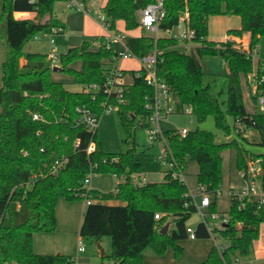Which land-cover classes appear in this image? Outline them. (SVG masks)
<instances>
[{"label":"trees","instance_id":"1","mask_svg":"<svg viewBox=\"0 0 264 264\" xmlns=\"http://www.w3.org/2000/svg\"><path fill=\"white\" fill-rule=\"evenodd\" d=\"M63 0H4L0 19V36L7 45L0 87V264H77L62 254L38 255L34 251L36 234H53L57 230V204L61 198L83 199L87 205L80 227L84 240L100 242L111 239L116 264H144V253L151 249L164 256L172 246L176 257L182 253L180 242L188 240L187 226L196 214L186 183L166 173L160 183H143L142 173L151 162L145 152L138 153L137 129L148 128L150 111L147 100L153 90L145 83L144 74L136 70L127 75L126 103L118 113L132 149L109 154L98 141L97 132L77 126V109L87 107L99 118L103 104L109 102L103 92L92 94L69 91L64 82L53 80L56 73L71 78L77 87L103 86L114 63V49L94 48L84 41L81 48L69 49L55 65L49 55L29 53L26 46L52 28L65 26L54 16V4ZM154 0H106L104 14L110 29L126 33L139 31V11ZM167 17L162 30L176 28L187 16L188 27L195 31L193 50L178 48L179 42L162 37L157 40L140 33L128 35L125 44L137 57L157 52V75L177 97V111L190 109L199 124L212 118L225 138L220 142L210 131L196 129L185 137L178 130L164 132L173 159L183 173L188 164L198 165V185L213 197L210 212L218 213L216 192L224 184V153H235L236 168L247 173L250 166L262 174L257 177L264 189V153L246 146L264 148V114L251 112L245 104V91L257 105L264 91L260 77L264 62L254 60V50L264 45V0H165ZM15 13H31L34 20H17ZM237 16L241 28L228 31V40L209 41V19ZM232 36L247 40V46ZM220 57L226 64L228 85L214 91L215 79L204 69L202 60ZM80 63L81 69L76 65ZM54 68H57L55 71ZM254 81V88L251 85ZM38 115L39 119L34 120ZM94 145L93 152H88ZM106 161V162H105ZM110 173L121 179L115 192L108 194L88 189L90 175ZM138 178V182L135 178ZM109 202H119L109 205ZM232 200L229 223L219 231L227 242L221 254L212 247L201 264H250L255 261L257 243L264 225V207ZM160 219L156 220L155 216ZM169 225L167 233L162 230ZM198 240L211 239L203 223L196 224ZM258 264H264L259 262Z\"/></svg>","mask_w":264,"mask_h":264},{"label":"rangeland","instance_id":"2","mask_svg":"<svg viewBox=\"0 0 264 264\" xmlns=\"http://www.w3.org/2000/svg\"><path fill=\"white\" fill-rule=\"evenodd\" d=\"M78 1V0H75ZM70 0L57 1L54 4V16L65 25L64 34H55L52 36L50 30H45L40 34L42 37L41 41L32 40L26 47L25 51H28L31 47L42 48L41 52L45 54L51 53V49L48 46L50 39H53L54 51L56 56L65 54L69 49H79L84 41H90L92 35L99 34V28L93 24V19L97 13V7H92V11L88 15H84L81 12L69 9L67 3ZM89 2V0H88ZM2 11L0 13V19ZM30 20L35 19V15L29 18ZM228 19H237L235 17H211L210 18V31L214 40H218L222 36L225 24ZM122 30V28H121ZM148 35V34H146ZM161 36H166L162 35ZM219 36V37H218ZM241 42L244 40L238 37L232 36ZM240 42V43H241ZM0 43L3 48V52H7V45L5 39L0 36ZM191 50L194 49L192 44H189ZM118 48H121L118 45ZM254 60L257 64L258 61L264 62V45L261 43L255 53ZM205 71L211 75L210 80L215 79L214 91L220 90L222 87L228 85L229 71L226 64L223 66L224 61L220 57H206L202 60ZM58 63H55L57 65ZM123 69L126 70H137L139 68L138 62L135 59L126 60L120 63ZM226 66V68H225ZM81 64L78 63L76 68L81 69ZM224 67V68H223ZM3 65L0 61V86L2 85ZM53 80L64 82L66 88L69 91L79 90V87L71 83V78L63 73H56ZM251 85L254 87V81L251 79ZM173 100L178 102L177 97L173 95ZM245 104L249 111L262 113L258 105H254L250 99V94L245 91ZM162 132L170 130H181L187 129L188 131H194L196 129L206 130L213 132L218 141L227 142L236 135L233 133L230 138H225L222 133L215 127L212 118H209L206 122L199 124L193 115L186 114L184 112H176L169 116L161 123ZM98 141L101 143L103 150L109 154L126 153L132 149V144L126 143V133L120 121L119 113L112 112L110 114H103L100 118L99 128L97 131ZM135 143L137 145V152H145L151 162L146 164L143 168L141 175L143 183H160L163 181V172L167 170V167L162 165L158 160V157L162 152L167 150V144L165 141H154L151 142L149 138L148 128H141L136 130ZM252 152L262 154L264 148L257 146H246ZM185 182L188 186L189 192L195 196L196 200L199 201V185L197 181L198 165L194 162L188 164L185 171ZM223 177L224 184L222 189L224 193L217 198V209L218 213L226 214L230 208V197L226 194V190L229 185H242L245 184L244 179L241 176V172L236 168L235 153L225 152L224 153V164H223ZM138 182V178H135ZM121 182L114 174L100 173L93 175L91 178L90 185L86 187L88 189L97 190L100 193H111L115 192L118 184ZM213 201V197L211 196ZM87 204L83 199L67 200L61 198L57 204V230L54 234H36L34 251L38 255H55L57 252L63 250V254L71 259L75 260L77 264H115V262L108 258L112 254L111 239L109 237L103 238L100 242L84 240L80 236V227L83 221L84 213ZM199 218L194 215L189 222L192 226L198 223ZM264 225L262 226V228ZM83 242L85 247L84 253L78 252V243ZM183 242V243H182ZM180 246L182 253L179 257H176L175 250L172 246L167 248L165 255L170 259L173 264H201L205 259L200 257L201 252L210 251L214 246V241L201 240L191 242L190 240L182 241ZM179 243V244H180ZM219 244L227 245V242L220 240ZM196 245L199 247V253H197ZM195 247V248H194ZM102 255H104L102 257ZM151 249H147L144 253L145 257L155 256ZM164 255V256H165ZM157 256V255H156ZM160 257V256H159Z\"/></svg>","mask_w":264,"mask_h":264},{"label":"built area","instance_id":"3","mask_svg":"<svg viewBox=\"0 0 264 264\" xmlns=\"http://www.w3.org/2000/svg\"><path fill=\"white\" fill-rule=\"evenodd\" d=\"M67 3L69 9L83 13L84 15L90 14L92 7H97V13L95 14L94 20L99 23L105 31L104 36L98 37L97 40L93 41V47H105L107 50H113L116 53L114 58V63L111 69L107 73V79L103 86L89 85L79 87L78 92L90 93L92 94V99L95 100L96 94L103 92L107 96V103L103 104L104 112L103 114H110L112 112H117L120 105L126 103L125 100V90L127 84V75L124 70L119 66L121 62L135 59L138 62L139 68L136 70V78H140L142 73L144 74L145 83L153 90V96L151 98H146L147 104L146 109L150 111V117L148 118V131L149 138L151 142L154 141H165L167 144V150L162 152L158 157L160 163L167 167L166 173L171 174L173 179H178L184 183L185 174L179 169L175 160L173 159L172 152L169 149L168 142L164 138V132L161 129V123L169 116L177 112V103L173 100V93L171 88L161 80L157 75V52H153L150 55L144 57L135 56L125 44V39L128 36L123 31H113L110 29V24L107 17L104 14V4L100 0H70ZM167 17V9L165 5V0H154L145 8L139 11V31L143 34H148V36L154 38L155 40L167 37L179 42L178 48L185 51H189L190 45L195 39V31L191 30L187 25V16L180 19L179 24L176 28L172 30H162L161 25ZM50 32L55 34H64L65 30L62 28H52ZM166 35V36H161ZM42 37L37 35L34 40H40ZM54 40L50 39L51 53L49 58L53 60L54 63L58 61V56H56L54 51ZM118 45L121 48H118ZM256 50H254L255 53ZM253 53V56H254ZM260 83H264V71L260 77ZM257 105L260 107L261 112L264 114V91H261L257 98ZM184 113L190 114V109L185 108ZM78 120L76 122L77 126H81L86 130L94 133L98 131L100 118L89 108L83 106L77 109ZM39 116L35 115L34 120H38ZM180 136L185 137L188 134L187 129L178 130ZM95 149L94 145H91L88 152H93ZM106 162V161H105ZM260 175V170L255 166H250L247 173L241 172V176L245 181V184L234 186L229 185L228 189L225 191L230 197V200H235L240 202L242 205L239 209L244 207V201L254 202L258 204V208L264 207V189L261 183L257 180ZM93 174L85 179V185H90L91 178ZM199 201L196 200L195 196L188 192L185 196L192 199L193 204L196 207V216L199 218L198 223H203L211 237L214 241V246L219 253L223 254L228 245L219 244L220 240H223L219 231L222 230L230 220L229 212L226 214L212 213L210 212V206L212 204L211 195L206 194L204 187L199 186ZM224 193L223 189L216 192L217 197ZM86 204H90L89 201ZM156 220H159V215L155 216ZM196 227L189 224L187 226L188 239L191 241L197 240L196 237ZM85 247L82 241L78 243V252H84ZM243 264V263H235ZM250 264H258L257 261H252Z\"/></svg>","mask_w":264,"mask_h":264},{"label":"crops","instance_id":"4","mask_svg":"<svg viewBox=\"0 0 264 264\" xmlns=\"http://www.w3.org/2000/svg\"><path fill=\"white\" fill-rule=\"evenodd\" d=\"M3 1L4 0H0V13H1V11H2V8H3ZM104 5H105V3H106V0H100ZM31 16H34V14H31V13H15L14 14V17H15V19H17V20H22V19H29ZM216 17H229V16H216ZM232 18L233 17H235V18H237V19H233V22L231 23L230 21H231V19H228L229 21H227V23L225 24L226 26H225V28H224V30H223V34H222V36L221 37H219V39L218 40H214L215 38H213V36H212V31H210V19H209V37H208V40L209 41H214V42H224V41H226V40H228V38H229V36H228V31H230V30H237V29H240L241 28V20H240V18L239 17H237V16H231ZM93 21V24L94 25H96L98 28H99V31H100V33L99 34H96V35H92V39L93 38H95V37H100V36H104L105 35V31H104V29L102 28V26L99 24V23H97L94 19L92 20ZM65 26V25H64ZM118 28H119V30L120 31H123V32H125L124 30H123V28H124V25L122 24V23H119V25H118ZM121 28H122V30H121ZM126 33V32H125ZM127 35H139L140 34V31H136V32H133V33H126ZM233 38V37H232ZM234 39V38H233ZM42 39H40V40H35V41H41ZM236 42H238V43H240L241 41H239V40H237V39H234ZM241 43H243L244 45H245V47L248 45L247 44V40L245 39L243 42H241ZM48 46H49V48L51 49V45H50V42L48 43ZM195 47V46H194ZM27 48V47H26ZM25 48V49H26ZM41 49L42 48H33V47H31L28 51H26V52H29V53H42V54H45V53H43V52H41ZM47 55H49V54H47ZM5 60H6V56H5V52H3V48H2V45H1V43H0V61H1V63H2V65L4 64V62H5ZM225 65V63L223 64V66ZM121 67V66H120ZM122 68V67H121ZM224 68V67H223ZM225 68H226V66H225ZM123 69V68H122ZM123 70H126V69H123ZM128 71V70H127ZM2 78H3V75H2ZM2 86V85H1ZM0 86V87H1ZM75 91H77V90H75ZM165 174H166V171H164L163 172V176L165 177ZM109 205H118L119 204V202H109L108 203ZM195 227H196V225H195ZM170 228V227H169ZM169 230V229H168ZM168 232V231H167ZM54 234V233H53ZM36 236V235H35ZM34 236V243H35V237ZM189 240V239H188ZM191 241V240H190ZM196 242L198 241H201V240H195ZM195 241H191V242H195ZM183 243V242H182ZM182 243H180V245L182 244ZM195 248V247H194ZM62 248H60V251L59 252H57V254H62V255H64L63 254V250H61ZM196 249H197V253H199L200 254V252H199V247H198V245H196ZM85 252V251H84ZM84 252H81V253H84ZM210 251L208 250V251H206V252H201V256L200 257H203L204 259L207 257V255H208V253H209ZM80 253V252H79ZM104 255H102V257H103ZM255 261H257L258 263L259 262H264V227L262 228V230H261V237H260V240H259V242L257 243V246H256V252H255ZM170 259H171V256H170ZM170 259H168L167 258V255H165V256H162V257H159V256H150V257H145V260H144V264H173L172 262H171V260ZM116 264V263H115Z\"/></svg>","mask_w":264,"mask_h":264},{"label":"water","instance_id":"5","mask_svg":"<svg viewBox=\"0 0 264 264\" xmlns=\"http://www.w3.org/2000/svg\"><path fill=\"white\" fill-rule=\"evenodd\" d=\"M54 70L56 71L57 68H54ZM260 174H262V171H260ZM168 229H169V225L167 224V225L164 227V229L162 230V233H163V234L167 233Z\"/></svg>","mask_w":264,"mask_h":264}]
</instances>
